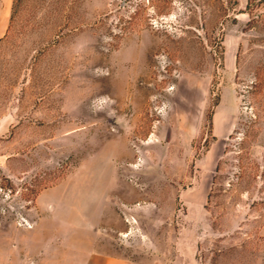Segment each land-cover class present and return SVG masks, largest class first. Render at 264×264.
Returning <instances> with one entry per match:
<instances>
[{
    "label": "rangeland",
    "instance_id": "rangeland-1",
    "mask_svg": "<svg viewBox=\"0 0 264 264\" xmlns=\"http://www.w3.org/2000/svg\"><path fill=\"white\" fill-rule=\"evenodd\" d=\"M0 22V225L85 179L109 251L264 264V0H0Z\"/></svg>",
    "mask_w": 264,
    "mask_h": 264
},
{
    "label": "crops",
    "instance_id": "crops-1",
    "mask_svg": "<svg viewBox=\"0 0 264 264\" xmlns=\"http://www.w3.org/2000/svg\"><path fill=\"white\" fill-rule=\"evenodd\" d=\"M92 185L76 179L41 190L31 229L1 224L0 264H138L106 248L112 219Z\"/></svg>",
    "mask_w": 264,
    "mask_h": 264
},
{
    "label": "built area",
    "instance_id": "built-area-1",
    "mask_svg": "<svg viewBox=\"0 0 264 264\" xmlns=\"http://www.w3.org/2000/svg\"><path fill=\"white\" fill-rule=\"evenodd\" d=\"M22 222L24 223V226L26 225V227H28V228L31 227V224L27 220L22 219Z\"/></svg>",
    "mask_w": 264,
    "mask_h": 264
}]
</instances>
